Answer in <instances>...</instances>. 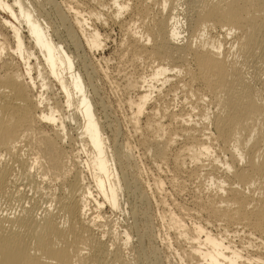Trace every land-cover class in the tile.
I'll return each instance as SVG.
<instances>
[{"label":"bare ground","instance_id":"1","mask_svg":"<svg viewBox=\"0 0 264 264\" xmlns=\"http://www.w3.org/2000/svg\"><path fill=\"white\" fill-rule=\"evenodd\" d=\"M105 1L112 8L110 19L125 34L127 48L155 62L151 74L138 82L139 96L129 121L133 132L146 150L155 148L159 161L178 173H186L187 162L194 167L187 170L189 175L210 166L205 169L209 182L201 191L207 198L201 212L215 221L242 225L247 237L261 239L250 250L226 243L230 233L240 234L239 228L214 236L198 225L193 236L180 234L177 240L188 242V254L197 264H264V0ZM77 2L0 0V29L12 41L11 47L5 41L0 45V264H129L121 244L103 239L99 217L91 212L92 199L97 209L105 202L118 209L123 197L131 216L123 244L128 245L131 234L140 248L133 259L137 264H170L144 246L149 243L150 214L143 185L131 172L129 150H107L98 114L104 103L92 68L84 64L82 74L73 71L71 57L49 35L51 29L56 34L64 30L76 48L81 42L76 33L89 37V49L101 44L95 26L106 23L103 11H86ZM47 4L54 9L56 24L46 17ZM130 5L135 15L124 21L121 16ZM54 82L63 93L65 109L73 107L69 126L82 129L85 157V150H94L87 160L78 156L76 162L91 171L95 197L79 171L64 173L61 147L52 140L65 133L59 111L41 108L42 90ZM165 83L189 98L188 118L178 119L175 131L165 135L164 124L150 109L146 113L151 121L142 130L141 114ZM42 121L57 123L58 132L50 136L36 130ZM180 138L185 142L174 151ZM26 151L36 158L27 157ZM39 157L48 163L43 176L51 172L61 180L59 194L52 198L31 171ZM203 232V241L195 242Z\"/></svg>","mask_w":264,"mask_h":264},{"label":"rangeland","instance_id":"2","mask_svg":"<svg viewBox=\"0 0 264 264\" xmlns=\"http://www.w3.org/2000/svg\"><path fill=\"white\" fill-rule=\"evenodd\" d=\"M7 1L14 2V0ZM33 1L45 2V0ZM56 1L60 4H65L68 0H65L66 2L64 0ZM74 1H78V4L82 3L81 7L85 6L84 10L86 11H103L106 23L95 26V29L101 35V37H98L101 44L97 46L98 48L89 49L86 42V39L89 37L76 33L77 39L81 41L80 46L76 48L64 30L56 34L51 29L49 35L53 37L55 42L59 41L63 47V51L71 57L73 71L81 72L82 74L81 66L84 64L92 68L93 83L97 85L100 97L104 103V108L98 110V114L107 147H109L107 149L108 152L115 147L119 153L129 150L132 154V160L129 163L131 172L134 174L136 180L143 185L141 190L146 196L147 208L150 214L149 231L147 233L149 243H146L144 246L147 249L156 250L161 256H165L170 264H197V260L188 254V242L181 239L177 240V237L180 234L193 236L194 227L201 225L214 236H219L223 233V229L239 228L241 230L240 234L234 236L230 233L225 240L226 243L230 242L239 247L249 246L250 250H254L261 240L258 235L247 237L244 234L245 229L242 228V225H232L225 220L221 222L215 221L212 217L206 216L201 212V210L205 209L207 203V198L201 191H206L209 182L205 169L210 168V166H206L196 175H189L187 174V170H192L194 167L191 163L187 162L183 165L185 168L183 172L186 173H178L171 165H164L159 161L155 148L146 150L144 145L139 141L138 134L133 132L129 121H131L132 112L135 109V103L133 102L139 96L138 82L142 77H147L151 74L155 62L153 60L150 62L144 56L134 53L127 48L125 34L118 24L110 19L112 8L105 0H97V2L92 0ZM45 7L47 10L46 17L53 24L56 21L54 9L48 4ZM131 8L132 6L130 5L128 10L123 13L121 16L122 20L128 21L134 17L135 12H131ZM3 16V12H0V18ZM25 34L27 36V33ZM4 41L7 46H12L8 33L0 29V45L4 44ZM227 46H229V43H227ZM2 52L6 53V51ZM33 60L36 64L38 63L35 61V57H33ZM35 75L37 76V74ZM65 75L69 76L67 73ZM182 76L185 79L189 78L185 73ZM159 88L161 89L160 92L157 91L150 97L146 110L141 114L138 122L143 130L145 123L151 121L146 112L153 109L156 113L155 118L164 124L165 135H168L177 128L178 119L188 118L191 104L189 103V98L184 97L179 90H170V83H165ZM42 93L45 101L41 105V108L47 112L50 107H55L59 111L58 116L63 119L61 121H64L65 124V133L61 131L58 137L52 138L61 147L65 161L64 173L72 174L75 171H79L84 177V184L91 188L93 197L97 196V193L94 191L95 183H93V177L89 176L91 175V171H87L85 163L80 165L76 162L78 156L87 160L89 153L92 155L94 150H85L89 151L87 157H85L83 147H81L85 141H83V137H79L82 129L71 128L69 126V122H71V118L69 117L71 113L69 111L73 107L65 109L67 107L65 105V98L63 97V93L59 91L58 84L55 82L50 83L47 89L42 90ZM198 110L199 108H196L194 111ZM166 112L172 113L174 116L170 117L166 115ZM65 115H67V119H65ZM192 119L197 128H201L198 117H193ZM58 127L57 123L52 124L49 121H42L35 129L53 136V134L58 132ZM63 137H65V141H63ZM184 142L185 138H180L173 144L172 149L176 151ZM151 143L157 146L155 139ZM31 148L37 152L35 144H32ZM25 153L27 157H35L29 151ZM32 161L29 160V162ZM203 162L206 165L209 164L208 159L204 158ZM47 167L48 163L46 159L39 157L38 162L33 166L31 171L41 181L40 187L43 189V192L48 194L49 198H52L59 194L61 180L53 177L51 172H49V175L43 176L47 172ZM123 198L118 209L111 208L106 202L103 203L100 209H97V205H95V201L92 199L91 212L92 215L99 217V219H96V223L102 231L103 239L109 244H121L126 261L129 264H137L133 257L140 248L135 237L130 234L131 239H129L128 245L123 244L127 240L125 231L130 230L128 224L131 219L129 201L126 199L127 197ZM43 205H47V203ZM200 237L201 239L195 242L200 243V241H203L205 232L201 233ZM193 238L195 239V237ZM147 262L151 263L150 261L144 263L147 264Z\"/></svg>","mask_w":264,"mask_h":264}]
</instances>
